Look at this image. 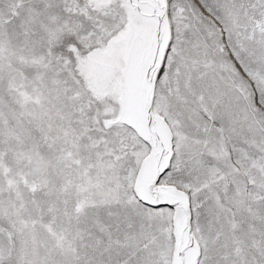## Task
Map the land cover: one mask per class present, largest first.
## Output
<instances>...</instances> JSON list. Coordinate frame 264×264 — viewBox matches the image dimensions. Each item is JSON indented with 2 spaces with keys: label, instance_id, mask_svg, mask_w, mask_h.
Segmentation results:
<instances>
[{
  "label": "snow or ice",
  "instance_id": "1",
  "mask_svg": "<svg viewBox=\"0 0 264 264\" xmlns=\"http://www.w3.org/2000/svg\"><path fill=\"white\" fill-rule=\"evenodd\" d=\"M0 264H264V0H0Z\"/></svg>",
  "mask_w": 264,
  "mask_h": 264
}]
</instances>
